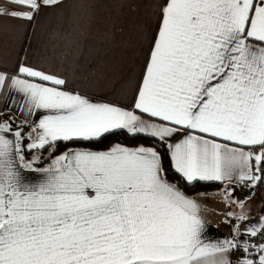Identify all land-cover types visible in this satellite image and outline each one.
<instances>
[{"label": "snow or ice", "instance_id": "1", "mask_svg": "<svg viewBox=\"0 0 264 264\" xmlns=\"http://www.w3.org/2000/svg\"><path fill=\"white\" fill-rule=\"evenodd\" d=\"M62 2L7 0L23 10L0 8V18L33 21ZM154 7L152 34L136 26L147 45L141 70L113 83L116 99L65 90L66 77L27 61L0 69V93L12 94L0 111V264H264V215L247 224L244 211H231L264 184V0ZM123 31L77 18L61 36L64 58L79 66L123 43ZM118 134L146 144L99 150ZM61 142L67 150L54 156ZM44 151L51 163L40 167ZM180 182L192 192L223 185L215 195L226 222L237 221L229 238L205 240L201 204ZM238 187L249 190L243 198Z\"/></svg>", "mask_w": 264, "mask_h": 264}, {"label": "crops", "instance_id": "2", "mask_svg": "<svg viewBox=\"0 0 264 264\" xmlns=\"http://www.w3.org/2000/svg\"><path fill=\"white\" fill-rule=\"evenodd\" d=\"M120 2L121 0H63L59 7L42 8L33 21L0 18V69L13 70L18 62L27 61L66 77L68 83L65 90L76 89L99 102L116 99L112 92L113 83L130 74L138 75L146 56L147 45L140 43L136 26H143L149 35L155 29V0H135L139 6L134 10L120 7ZM84 4L88 6L83 7ZM0 8L9 12L23 10L7 3V0H0ZM85 16L94 17L102 27H111L113 24L122 26L124 31L122 34L118 33V40L123 43L108 45L103 51L81 60L79 66H76L70 59L64 58L66 48L61 36L69 24ZM10 95L12 94L8 92L0 93V111L7 106ZM16 99L19 102V95ZM121 103L127 104L128 101L122 100ZM12 111L17 121L24 119L15 107ZM3 119L6 117H0V120ZM15 127L13 124L14 129ZM28 131V128H24V132ZM5 135L14 139L12 133ZM27 143L25 140L24 144ZM50 163L51 160L43 167ZM221 189L206 192L209 194L206 198L193 195L201 204L200 215L206 221L204 238L210 242L229 238L232 235V224L237 222L234 219L231 223L226 222L229 219L226 216L228 209L222 197L215 195ZM248 191L238 187L235 196L243 198ZM253 191L255 196L243 209L235 204L231 207L234 214L244 211L248 215L247 224L254 223L262 209L264 190L256 188ZM244 223L241 222V230ZM235 258L232 257L233 261Z\"/></svg>", "mask_w": 264, "mask_h": 264}, {"label": "trees", "instance_id": "3", "mask_svg": "<svg viewBox=\"0 0 264 264\" xmlns=\"http://www.w3.org/2000/svg\"><path fill=\"white\" fill-rule=\"evenodd\" d=\"M116 143H120L124 146L134 148V147H137L141 144H146V139H135V140H133V138H131L127 135H123V134H118L117 136H109L108 138H106L104 140L102 148H100L99 150H107L109 147H111L112 145H114ZM70 147H81V145H70ZM66 150L67 149H65L63 147V143L61 142V144L59 145V150L54 153V156H57ZM34 154H39V153H25L27 159H31L32 155H34ZM49 155H50L49 151L43 152L44 159L42 160V163L39 165L40 167L45 166L51 160V158H49ZM54 156H53V158H54ZM168 179L170 182H173V183H176L179 181V178L171 170H169ZM179 186L183 190H185L187 192V194H189V195H195V194L201 193V192H213V191H217V190L221 189V187H222V185L219 183H211L207 186L198 184L195 186L196 191L192 192L188 189H185L182 182L179 183ZM260 187L264 188V184H261ZM262 208H264V202H263ZM261 212L264 213V211H261Z\"/></svg>", "mask_w": 264, "mask_h": 264}, {"label": "rangeland", "instance_id": "4", "mask_svg": "<svg viewBox=\"0 0 264 264\" xmlns=\"http://www.w3.org/2000/svg\"><path fill=\"white\" fill-rule=\"evenodd\" d=\"M257 189H262V190H264V188L260 187V185L257 187ZM258 198H259V196H258ZM263 202H264V197H263ZM262 207H263V203H262ZM260 215H264V213L261 212Z\"/></svg>", "mask_w": 264, "mask_h": 264}]
</instances>
